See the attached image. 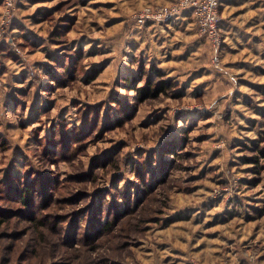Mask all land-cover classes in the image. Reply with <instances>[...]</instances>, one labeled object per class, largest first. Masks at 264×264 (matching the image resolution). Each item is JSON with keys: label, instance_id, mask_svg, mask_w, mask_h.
I'll list each match as a JSON object with an SVG mask.
<instances>
[{"label": "rangeland", "instance_id": "374dc122", "mask_svg": "<svg viewBox=\"0 0 264 264\" xmlns=\"http://www.w3.org/2000/svg\"><path fill=\"white\" fill-rule=\"evenodd\" d=\"M174 1L16 0L11 19L0 23V44L35 46L22 48L9 71L0 68V113L8 93H32L25 68L61 72L53 58L79 60L66 86L51 83L22 115H6L0 183L39 190L38 217L56 227L12 221L7 232L24 231L16 242L0 239L1 250L14 243L15 257L38 248L40 264H264V158L248 160L264 146V0L233 16L260 28L230 44L222 34L219 66L192 20L170 35L166 24L175 19L159 26L163 41L181 44L175 53L186 43L181 63L169 64L156 37L139 33L134 12ZM234 4L227 14L244 8ZM12 21L20 30L11 31ZM165 64L179 71L168 77ZM141 71L145 77L133 81ZM157 71L170 87L138 102L136 89L156 81ZM65 130L67 139L51 142ZM95 221L110 223L108 230L95 232Z\"/></svg>", "mask_w": 264, "mask_h": 264}, {"label": "trees", "instance_id": "16d2710c", "mask_svg": "<svg viewBox=\"0 0 264 264\" xmlns=\"http://www.w3.org/2000/svg\"><path fill=\"white\" fill-rule=\"evenodd\" d=\"M15 5H16V0H15ZM0 6H2L1 2H0ZM219 11L221 13L220 0H219ZM184 15H187L188 20H192L188 12L187 14H184ZM10 27H11V31L20 30L18 29L15 22L13 21L10 24ZM220 27H221V32H222L223 21H221ZM22 48H26L28 51L32 52L34 51L32 49H35V46L34 44L19 46L18 44H16V42L13 39H11L10 41L7 40L4 44H0V68H3L7 71L13 68L22 58L20 54V50ZM47 57H49V54L47 55ZM64 57L65 56H61V57L58 56V57L53 58V61L55 62V64L61 67L62 69L61 72L57 71L55 68H50L46 70L45 74H42L38 71L35 73H32V69H30V67L29 68L27 67L24 69L23 78L27 79V76L29 75L30 81L28 82V84L30 83L32 85V89H33L31 91L32 93L27 96L24 93V91H22V95L20 96L15 95L12 92L7 94L6 99L3 100L5 112L0 113V118L3 124V126L0 127V136L2 135V133L6 131V126H7L6 115H12V116L17 115V114L22 115V113L25 110L26 104L29 101H32L36 99L37 97H39V93L41 91L51 90V83H53L56 87H63V86H66L68 82H70L69 80L73 79L70 73L74 74L75 71H78V68L76 67H77V63L79 60H77V57H72V55L71 56L68 55V57H65V59H63ZM78 59H80L79 56H78ZM50 66L53 67V65H49L47 67H50ZM63 74L66 75L65 78H63ZM97 75H98V71L93 70L91 72H87L85 77H86V80L89 82V81H94ZM145 75L146 74H144V72L141 71V73H139V77L136 79H133V81H138L140 77L142 79L145 77ZM162 75H163L162 72L157 71L156 81L150 83L148 80L146 81L145 86L136 89L135 92L137 93L138 102H142L149 98L157 97L159 93L164 91V84H167L170 87V81L165 82L164 80L163 81L158 80L160 79ZM45 77H46V80H45ZM131 83L129 81L127 82V79L123 80V85H125L126 87H130ZM43 85H45V89H42ZM128 89L130 91L135 90L133 86H131V88H128ZM121 117L122 116H120V119ZM65 129H66V126H65ZM79 133H80V130H79ZM60 135L56 134L54 136L55 139H51V142L52 143H55L56 141L62 142L64 139H67L66 130L65 132L62 133L61 136ZM35 139H37V141L40 143L42 142V137L38 138L37 132L35 133ZM1 145L8 146V143L3 141ZM259 158H264V146H257L255 148V154L250 156L248 160L251 161L250 163H255L256 165L259 162ZM255 173H258V171H255ZM29 187L30 186L28 184H25V182H21V181H18L15 186H3L2 187V183H0V188L5 190L2 192L3 194L2 193L0 194V205H1L0 206V239H2L3 237L7 238L8 235H9V238L14 240L15 242L19 239V235H21L24 230L18 231L17 228H15V229H10V232H7L8 231L7 226L14 224L12 221L14 222L18 221L20 223L22 222L21 220H24L23 222H28L29 225H31V228L36 227L37 231H39V229L44 227V225H47L48 223H50V225L52 226L51 227L52 230L55 231L56 226H55V222H52V218L51 219L47 218V221H46V220H41L42 217L41 218L38 217L39 208L42 207L43 203L34 204L36 203V196H35L37 193L36 191H39V190H36L34 187H32V189H29ZM143 188L144 186L141 189ZM7 203H18L20 204V208H17L15 210H10L3 206ZM94 223L95 224H92V227H94L95 232H99L101 228L108 230L109 225H110V223L108 222L107 224H105V226H104V223L102 224L101 222L95 221ZM42 234L44 235V232H42ZM40 238L41 237L39 236V239ZM48 239H50V237H48ZM46 240L47 238H44L42 240H37L38 246L41 247L42 244L46 242ZM49 242L51 241L49 240ZM12 246H14V243H12L9 246V248L3 247L1 250L2 246L0 247V264H36V263L40 264L41 263L38 248L37 250L36 249L33 250L31 248L26 249L25 247H23L22 252L20 254L18 253L14 257L16 253L12 254L13 252ZM4 250H6L7 252H10V254L2 255L1 251H4ZM48 264H52V262L49 261Z\"/></svg>", "mask_w": 264, "mask_h": 264}, {"label": "built area", "instance_id": "2783aa9c", "mask_svg": "<svg viewBox=\"0 0 264 264\" xmlns=\"http://www.w3.org/2000/svg\"><path fill=\"white\" fill-rule=\"evenodd\" d=\"M1 1L3 10L0 14V23L4 26L11 19L16 7L15 0ZM186 12L190 14L197 34L204 38L211 48L212 62L219 66L218 54L223 41L219 0H176L171 4H147L134 12L132 19L137 28H142L146 24L161 26Z\"/></svg>", "mask_w": 264, "mask_h": 264}, {"label": "crops", "instance_id": "0c3cea01", "mask_svg": "<svg viewBox=\"0 0 264 264\" xmlns=\"http://www.w3.org/2000/svg\"><path fill=\"white\" fill-rule=\"evenodd\" d=\"M256 1L257 0H220V4H221V17H222V21H223L222 32H223V36L225 37V40L227 41V44L232 43L233 39L236 38V37H234L235 35L237 37H239V38L241 37L240 39L242 40L243 34L245 36V34H248V33H256L255 32L256 31L255 28H260L259 25H257V26L255 25V26H251V27L254 28L253 31L250 30V29L248 30L247 29L248 26H246V25L241 26V25L235 23L232 20V18H233L234 15L236 16V15L241 14V13H242L241 15H243V13L245 11H249L248 10L249 8L248 7H244V5L247 4L246 6H251V4H254V2H256ZM0 2H1V0H0ZM233 3H238L237 5L234 4V7H240V8L244 7V8L243 9H235L236 11H233L231 13V15L230 14H227V12H226L227 10L226 9H229V7L232 6L231 4H233ZM0 8H1V6H0ZM184 14H187V12L186 13H183L177 19H175L174 21H172L174 23H172V24H166V26H167L166 27V30L167 31H164L165 34H169L170 35L175 30H187L188 29V27L190 26L191 22L188 20L187 15H184ZM257 14H258V12H256L255 15H257ZM228 15H230L232 17H230V18L227 19ZM175 21H177V22L175 23ZM169 23H171V22H169ZM261 27L263 28V26H261ZM160 31H161V28H159V26L147 24V25L144 26L143 29L139 30V33L142 34V33H145L146 32L145 35L152 36L154 38L156 37L157 40L154 41V42H156L157 45H158V43H160L159 45H161V48H160L161 49V53H163L166 56V58H167L166 61L169 64H172L171 61L172 62H177L178 61L179 63H181L183 61L182 56L184 55V53L186 51L185 50V48L187 47L186 46V43H185V46H184L185 48L184 47L181 48L182 54L180 56V53L181 52H178L179 53L178 54L177 52L175 53V51L178 49V47L181 44H176L175 46L172 47L170 43L165 42V41L162 40L163 39V36L161 35ZM161 32L163 33V31H161ZM172 36H174V35H172ZM169 40L170 39H168L167 41H169ZM149 47H150V45H149ZM183 48H184V51H182ZM166 61H163L160 64H163ZM165 65L166 66H163L162 68L165 70V73H167L168 77L169 76L171 77L173 75L171 73H172V71L175 72L174 71L175 69H176V71H179L178 68H175L173 66H167V64H165ZM157 69H161V68H157ZM241 220L244 221L243 217H241Z\"/></svg>", "mask_w": 264, "mask_h": 264}]
</instances>
